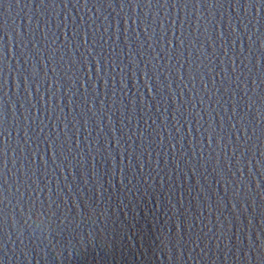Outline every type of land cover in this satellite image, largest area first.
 Returning a JSON list of instances; mask_svg holds the SVG:
<instances>
[{
	"label": "water",
	"instance_id": "1",
	"mask_svg": "<svg viewBox=\"0 0 264 264\" xmlns=\"http://www.w3.org/2000/svg\"><path fill=\"white\" fill-rule=\"evenodd\" d=\"M0 264H264V0H0Z\"/></svg>",
	"mask_w": 264,
	"mask_h": 264
}]
</instances>
